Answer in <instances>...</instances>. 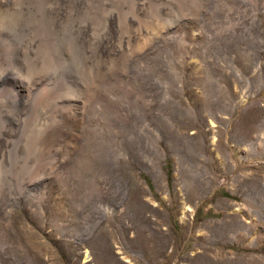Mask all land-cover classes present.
Segmentation results:
<instances>
[{
    "label": "rangeland",
    "instance_id": "obj_1",
    "mask_svg": "<svg viewBox=\"0 0 264 264\" xmlns=\"http://www.w3.org/2000/svg\"><path fill=\"white\" fill-rule=\"evenodd\" d=\"M0 264H264V0H0Z\"/></svg>",
    "mask_w": 264,
    "mask_h": 264
},
{
    "label": "bare ground",
    "instance_id": "obj_2",
    "mask_svg": "<svg viewBox=\"0 0 264 264\" xmlns=\"http://www.w3.org/2000/svg\"><path fill=\"white\" fill-rule=\"evenodd\" d=\"M56 1V0H55ZM56 3V2H55ZM57 7V6H56ZM61 10H63L62 8H61ZM19 99V98H18Z\"/></svg>",
    "mask_w": 264,
    "mask_h": 264
}]
</instances>
